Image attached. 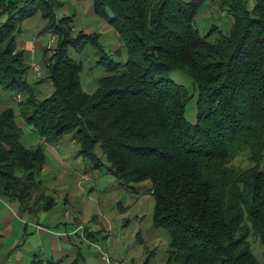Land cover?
Masks as SVG:
<instances>
[{
    "label": "trees",
    "instance_id": "16d2710c",
    "mask_svg": "<svg viewBox=\"0 0 264 264\" xmlns=\"http://www.w3.org/2000/svg\"><path fill=\"white\" fill-rule=\"evenodd\" d=\"M204 1L92 0L126 51L121 61L105 51L99 32L72 34L71 15H56L61 0H0V87L26 94L18 110L41 139L24 143L14 108H0V198L23 203L45 162L40 142L69 132L91 169L104 166L121 186L149 182L142 187L153 198V222L169 236L165 264H264V0L250 8L217 0L232 18L229 31L212 26L201 34L194 17ZM37 10L42 31L57 36L49 55L43 49L53 90L41 98L19 46L21 23ZM87 43L106 70L92 92L81 86L82 61L67 52ZM176 68L196 95L171 77ZM240 156L243 166L233 163ZM251 239L262 246L261 259ZM61 261L34 253L27 264Z\"/></svg>",
    "mask_w": 264,
    "mask_h": 264
},
{
    "label": "rangeland",
    "instance_id": "374dc122",
    "mask_svg": "<svg viewBox=\"0 0 264 264\" xmlns=\"http://www.w3.org/2000/svg\"><path fill=\"white\" fill-rule=\"evenodd\" d=\"M245 3L250 8L253 2L245 0ZM91 4L92 0H61L56 6V15H71L72 34L79 30L99 32V41L105 51L113 53L114 60L123 61L126 51L121 47L115 30L103 17L87 12ZM231 21V16L218 5L217 0H205L194 17L201 34L212 26L226 33ZM45 22L37 10L22 21L19 37L25 43V56L29 53L27 59L40 64L39 73L28 68L26 76L38 98L53 90L51 81L44 78L42 57L45 48V55L51 53L57 36L42 31ZM104 23H107L108 29H105ZM217 33L214 29L209 39L213 40ZM67 52L73 59L82 61L79 79L84 90L92 92L103 84L99 76L106 70L103 65L95 63L97 55L89 43L81 49L68 47ZM27 63L29 66V60ZM170 75L196 95L185 72L176 68ZM24 95L13 94L0 87V108H14L15 119L23 129L21 139L34 145L41 139L31 125L24 123L18 110V101ZM194 112V99L191 98L185 107V117L192 120ZM40 143L45 162L37 175L38 185L30 190L23 203L18 199L0 198V264H15L21 257L27 264L31 251H43V255L60 252L63 256L61 264H142L153 251L149 264H165L169 236L164 228L156 227L153 222V198L148 187L139 188L141 183L121 186L103 165L99 169H91V160L77 154L79 145L71 139L69 132L56 142ZM95 150L106 167L108 162L99 147L96 146ZM233 163L245 165L246 156L236 157ZM41 204L42 207L37 210L36 206ZM8 225L10 234L7 232ZM251 245L254 255L261 259L262 246L254 239H251ZM102 255L108 262L102 259Z\"/></svg>",
    "mask_w": 264,
    "mask_h": 264
},
{
    "label": "crops",
    "instance_id": "0c3cea01",
    "mask_svg": "<svg viewBox=\"0 0 264 264\" xmlns=\"http://www.w3.org/2000/svg\"><path fill=\"white\" fill-rule=\"evenodd\" d=\"M87 12H93V10H92V5H91V9H90V7H88L87 8ZM103 26H105V29H108V27H106V26H108L107 25V23H104V25ZM102 28V27H101ZM24 42L21 40V39H19V46L20 47H22V48H24L25 49V47H24ZM26 57H29V53H27L26 54ZM142 186H143V183L141 184ZM142 186H140L139 188H142ZM7 228H8V234H10V232H11V229H10V226L8 225L7 226ZM77 232V231H76ZM40 233H42V232H40ZM71 242V241H70ZM40 252H42V254L40 253ZM40 252H38V254H40V255H42V256H48V255H43V251H40ZM37 253V252H36ZM32 254H34V251H31V255ZM54 253H52V254H50L49 256H55L54 258H56V259H61L63 256L61 255V253L60 252H57V254H55V255H53ZM15 264H24V259L21 257V258H19L16 262H15Z\"/></svg>",
    "mask_w": 264,
    "mask_h": 264
},
{
    "label": "built area",
    "instance_id": "2783aa9c",
    "mask_svg": "<svg viewBox=\"0 0 264 264\" xmlns=\"http://www.w3.org/2000/svg\"><path fill=\"white\" fill-rule=\"evenodd\" d=\"M28 60H29V68L31 69V71L39 73L40 72V64L38 62H36L35 60H31L30 58ZM101 257L104 261L108 262L107 258L104 255H102Z\"/></svg>",
    "mask_w": 264,
    "mask_h": 264
}]
</instances>
